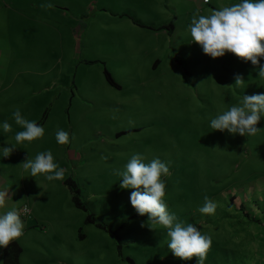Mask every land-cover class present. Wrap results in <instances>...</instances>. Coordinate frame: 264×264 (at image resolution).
<instances>
[{"label":"rangeland","instance_id":"374dc122","mask_svg":"<svg viewBox=\"0 0 264 264\" xmlns=\"http://www.w3.org/2000/svg\"><path fill=\"white\" fill-rule=\"evenodd\" d=\"M173 1L167 11L165 2L158 0H0V40L10 39L15 30L32 37L35 30L47 29L46 44L54 55L62 54V48L72 50L53 68H24L50 69L47 75L58 77L57 86L64 90L49 108L44 137L30 144H16L12 138L3 146L0 141L1 148L16 145L9 157L0 156V166H12V173L19 151L34 160L50 150L65 170L62 181H48L44 175L34 177L36 181L25 178V189L37 200L32 216L43 219L36 226L39 232L36 227L29 232L40 234L36 241L42 249L36 251L49 264H58L60 256L67 264H197L195 257H175L168 248L167 230L150 229L147 215H138L130 203L133 190L120 187V173L137 153L145 162L159 158L168 165V211L185 226L194 224L211 236L204 264L259 261L242 226L248 211L229 212L232 195L233 207L262 203L253 188L264 184V117L257 125L260 131L249 137L213 130L210 121L239 106L243 95L264 93V78L258 77L259 65L232 53L206 55L192 42L189 30L198 9V15H210L213 9L242 0ZM48 3L53 7H41ZM83 23L87 36L82 35ZM80 40L85 57L99 55L104 61H81L83 56L77 57L75 50ZM32 55L42 57L37 51ZM173 59L178 60L173 64ZM104 68L119 87L107 81ZM237 75L243 86L235 85ZM29 116L24 107L25 119L42 120ZM61 129L69 133V144L57 143ZM69 180L78 187L82 207L73 198ZM16 188V179L2 184L7 192ZM205 195L217 204L215 215L199 211Z\"/></svg>","mask_w":264,"mask_h":264},{"label":"clouds","instance_id":"9594fccd","mask_svg":"<svg viewBox=\"0 0 264 264\" xmlns=\"http://www.w3.org/2000/svg\"><path fill=\"white\" fill-rule=\"evenodd\" d=\"M204 2L208 3L209 0ZM41 7L51 8L53 5L48 3ZM198 13L199 9L194 13L189 25L192 42L198 44L203 52L212 58L232 53L242 61L259 65L258 77L264 78V65L260 64V59L264 58V0H242L231 6L213 9L210 15ZM243 84L242 76L237 75L235 85L239 87ZM262 117L264 93L243 95L239 106H232L212 118L210 127L233 135L255 136L260 131L257 125ZM13 118L15 123L24 129L15 134L16 144H23L25 141L31 143L44 137V128L35 121L25 119L19 108L13 112ZM2 127L4 133L12 130V125L7 121ZM56 140L61 145L69 144V133L58 130ZM15 148V144L3 147V157H9ZM145 160L146 158L138 153L131 156L125 170L120 173V187L133 190L130 203L138 215H147V226L150 229L155 230L156 226H161L167 230L170 238L168 248L175 257L186 261L195 257L197 264H204L211 250V236L202 234L194 224L185 226L174 213L168 211L164 177L170 175V169L159 158L150 162ZM23 169L26 172L30 170L32 177L44 175L48 181L65 179V170L59 168L50 150L38 153L34 160L27 157L23 162ZM10 198L7 190H0V209L5 208ZM216 208L217 204L205 195L204 204L199 211L202 214L215 215ZM28 211L25 206L22 210L13 207L0 213V247L7 248L11 242L18 241L24 235L21 215L27 214ZM144 226L142 222L141 227Z\"/></svg>","mask_w":264,"mask_h":264},{"label":"crops","instance_id":"0c3cea01","mask_svg":"<svg viewBox=\"0 0 264 264\" xmlns=\"http://www.w3.org/2000/svg\"><path fill=\"white\" fill-rule=\"evenodd\" d=\"M160 1L165 2V5L163 4V9L167 11L169 10L170 2H174L173 0H158V2ZM175 1L177 3L183 2V0ZM197 1L198 0H192V2ZM60 8L64 9L63 6ZM83 25L85 27L83 29L82 35L84 36L85 34L87 36V25L85 23H83ZM139 26H142L141 29L145 27L143 25ZM170 28L172 30V27ZM158 29H161V27ZM158 29L152 28L150 30L157 34ZM70 30L72 32L76 31L75 29L72 30V28H70ZM171 30L168 28L169 32ZM23 31L24 30H20V32H18L15 30L10 39L6 41L5 39L0 40V141L3 142V146L6 142L12 138H15V134L17 132L22 130V127L17 125L13 118V112L16 108H19L21 114L23 115V108L26 107L28 109V114H31V116H29L30 118H33L36 115L40 116L42 120L40 123H36L44 127L48 123L47 121L52 114V111H49V108L54 106V100L57 98V96L59 98L62 95L61 92L64 91L57 86V82L59 81L58 77L47 75L49 72L48 70L50 69H46L44 71H34L32 69H28V71H26L24 68H53L56 66L55 64L57 61L64 59L62 57L64 52L68 54L72 53L71 48H65V50L62 48L60 50V53L62 54L54 55L53 49L48 48V45L46 44L49 31L47 29L35 30L36 32L32 33V37H25ZM40 31L44 32L46 35L42 36L39 33ZM50 33H52V31ZM156 49L158 48L156 47ZM75 50L76 56H83L81 61L86 64L92 65L100 61H104V59L99 55L85 57L82 52L83 49L81 40L79 43H77V45H75ZM36 51L42 53L41 58L33 57L32 53ZM176 60L178 59H173V64L176 62ZM8 68L11 69V73H8ZM104 74L110 84L115 87H119L118 83L115 82L112 75L107 71L106 68H104ZM59 93H61L60 96ZM115 105H119V103L116 102ZM5 121L12 125V130L8 133L3 132L2 125ZM26 143L30 144L29 142ZM2 148L0 147L1 157H3ZM26 158L27 155L21 154L20 151L17 152V156L15 155L14 158L15 164H17L14 168L15 174L12 173V166L11 168H9V165L0 166V190H2V184H6L7 180H17L16 190H8V195L11 198L7 200L5 208L0 209V213L11 210L13 207L22 210L25 206H27L29 209L28 213H22L21 215V219L24 222V235L18 241L11 242V244L14 243L16 246V264H49V260L47 258L45 259V257L42 255H39L40 251H36V249H42L40 243L36 241L40 234L35 232L30 234L31 232H29V228L34 229L40 222L43 221V219L42 217L38 218L37 216H32V214H35L32 206L36 205L34 202H37V200H35L36 197L30 192V188L25 189L27 187L25 185L27 180H25V178L31 177L33 178V181H36V179L30 175V171L26 172L23 169V162L26 161ZM255 186L256 187L253 189L258 194V199L262 203H254L253 201L252 203L254 204L247 208L243 204L233 207L232 204L234 203L232 200H234L235 196L232 195L230 200L231 208L234 211L230 209L229 216L237 214L241 210H244L242 213L248 211L244 213L246 221L242 225L246 229L245 238H251V242L249 243L252 245L253 250L251 251L254 252L257 259L259 260L258 264H263L261 258L264 259V184L256 183ZM240 199L241 198H239V200ZM252 215H255L258 218H250ZM60 224L61 223H58L56 225ZM240 226L241 225L239 224L238 228ZM36 230L38 231L37 227ZM241 230H243V228H241ZM29 243L38 244V246H35L34 249H31ZM6 249L7 248L0 247V264H5L4 253ZM29 253L31 254V257L30 259H27ZM32 259L33 261H31ZM57 263L67 264V262H64V258L61 256L59 257Z\"/></svg>","mask_w":264,"mask_h":264},{"label":"trees","instance_id":"16d2710c","mask_svg":"<svg viewBox=\"0 0 264 264\" xmlns=\"http://www.w3.org/2000/svg\"><path fill=\"white\" fill-rule=\"evenodd\" d=\"M68 182H69L68 186H69V188L71 187V190L73 193V198H74L76 204H78V206H83V205H81L82 203L79 201V197L77 195L78 191H79L78 187H76V185L73 183L72 180H69ZM71 184H72V186H71ZM261 260L263 261L264 259H261ZM4 261H5L4 262L5 264H9V263L16 264V246L14 243L11 244L10 246H8L7 249L5 250ZM256 264H258V263H256ZM259 264H262V263H259ZM263 264H264V261H263Z\"/></svg>","mask_w":264,"mask_h":264}]
</instances>
